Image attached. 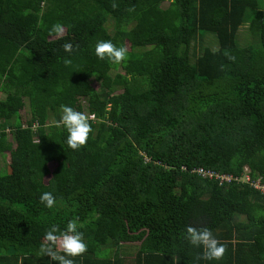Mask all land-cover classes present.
Masks as SVG:
<instances>
[{"label": "trees", "instance_id": "obj_1", "mask_svg": "<svg viewBox=\"0 0 264 264\" xmlns=\"http://www.w3.org/2000/svg\"><path fill=\"white\" fill-rule=\"evenodd\" d=\"M56 23L63 39L49 36ZM201 31L216 49L191 60ZM99 40L128 59L99 60ZM0 94V264H57L40 244L77 217L87 251L74 264H126V242L130 264H264V194L190 172L246 166L264 182V0H0ZM83 98L92 132L73 151L54 122ZM187 226L207 227L223 259L197 260Z\"/></svg>", "mask_w": 264, "mask_h": 264}, {"label": "clouds", "instance_id": "obj_2", "mask_svg": "<svg viewBox=\"0 0 264 264\" xmlns=\"http://www.w3.org/2000/svg\"><path fill=\"white\" fill-rule=\"evenodd\" d=\"M111 6L115 9L118 5L113 3ZM133 10V8L128 9V11ZM65 35L66 29L61 23H56L49 29V36L53 40L63 39ZM78 47L79 45L74 46L71 42H65L62 45L63 50L67 53H72ZM94 52L99 60H107L114 65H119L128 59V49L117 47L111 40L97 41ZM224 55L228 60L235 62V56L231 55L229 51L225 50ZM64 63L70 65L72 61L65 59ZM223 67L221 65V68ZM61 113L60 119L54 122L55 126L63 127L67 132L65 143L69 149L81 150L87 144L92 132L90 120L94 116L66 105H61ZM39 200L48 209L55 207L56 198L51 192L42 193ZM82 227L83 224L79 223L78 217L69 220L63 231L58 225H52L43 237L38 255L47 256L57 264H74V259L87 251L84 233L79 230ZM184 238L192 246L203 249L202 255L196 257L197 260L219 261L223 259L227 251L226 246L221 244L207 227L187 226Z\"/></svg>", "mask_w": 264, "mask_h": 264}, {"label": "rangeland", "instance_id": "obj_3", "mask_svg": "<svg viewBox=\"0 0 264 264\" xmlns=\"http://www.w3.org/2000/svg\"><path fill=\"white\" fill-rule=\"evenodd\" d=\"M107 29H108V31H110V29H111V22L110 21L107 22ZM199 34L200 35L193 42L194 53L191 55L192 56L191 60H193V56L194 57L196 55L198 56L204 47H207L210 50L216 49V42H215V37H214L213 33H210L207 31H201ZM247 39H248V33L245 30V27L241 26L239 28L238 33H237L236 43L241 46L247 41ZM125 45L127 46V43H125ZM111 72L122 73V70L120 69L119 66H117V67L113 68L111 70ZM90 82H91V85L93 88H97V82L96 81H94L93 79L90 78ZM0 97H2V94H0ZM81 105H82L84 113H85L86 112L85 111L86 102H85L84 98L81 100ZM26 110H27V107L25 104V106L22 109H20V111H19V114H20L22 119H24L23 115L25 114ZM7 136H8V134H7ZM6 163H7V157L6 156L3 158L0 157V167L6 168ZM48 167H49V169H51L53 167V163H48ZM47 176H44V180H46ZM136 248H137V243L126 242V243H122L119 246L118 253L123 259H125L126 264H130L132 262V261H130V259H132Z\"/></svg>", "mask_w": 264, "mask_h": 264}, {"label": "built area", "instance_id": "obj_4", "mask_svg": "<svg viewBox=\"0 0 264 264\" xmlns=\"http://www.w3.org/2000/svg\"><path fill=\"white\" fill-rule=\"evenodd\" d=\"M92 115V114H89ZM24 126V124H22ZM180 169L185 170L184 166H181ZM248 168L244 166L242 168V173L240 176H233L227 173H219L212 169H204L202 167H194L190 169V172L195 173L204 179H214L218 184L228 183L230 181H240L247 183L251 188L258 191L260 194H264V182L260 179L259 176L251 178L248 174Z\"/></svg>", "mask_w": 264, "mask_h": 264}]
</instances>
